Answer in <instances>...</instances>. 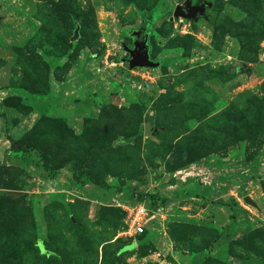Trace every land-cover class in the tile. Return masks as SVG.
I'll use <instances>...</instances> for the list:
<instances>
[{
    "label": "rangeland",
    "instance_id": "obj_1",
    "mask_svg": "<svg viewBox=\"0 0 264 264\" xmlns=\"http://www.w3.org/2000/svg\"><path fill=\"white\" fill-rule=\"evenodd\" d=\"M1 261L264 264V0H0Z\"/></svg>",
    "mask_w": 264,
    "mask_h": 264
},
{
    "label": "water",
    "instance_id": "obj_2",
    "mask_svg": "<svg viewBox=\"0 0 264 264\" xmlns=\"http://www.w3.org/2000/svg\"><path fill=\"white\" fill-rule=\"evenodd\" d=\"M203 9V6H192L188 2H186L185 6L182 7L180 5H175L173 9V14L178 16L182 15L185 17H195L196 12L198 11V15H201V11ZM139 32L137 31L135 33L136 40L133 42V48L127 49L128 52V58H127V68H132L135 66H154L155 63L149 59L148 53H147V47L145 43V38H141L139 40ZM244 199L247 202L252 201L249 199L248 196H245Z\"/></svg>",
    "mask_w": 264,
    "mask_h": 264
},
{
    "label": "built area",
    "instance_id": "obj_3",
    "mask_svg": "<svg viewBox=\"0 0 264 264\" xmlns=\"http://www.w3.org/2000/svg\"><path fill=\"white\" fill-rule=\"evenodd\" d=\"M140 202V201H139ZM126 212V224H127V234L129 236H135L143 233L146 230V221L149 217V213L152 210L143 204L138 202L130 203L127 202L125 206Z\"/></svg>",
    "mask_w": 264,
    "mask_h": 264
},
{
    "label": "trees",
    "instance_id": "obj_4",
    "mask_svg": "<svg viewBox=\"0 0 264 264\" xmlns=\"http://www.w3.org/2000/svg\"><path fill=\"white\" fill-rule=\"evenodd\" d=\"M147 21H148V19L146 18V17H143V19H142V22H141V25L143 26H145L146 27V25H147ZM141 26V27H142ZM32 150H34V149H32ZM41 160H42V162H43V164H44V167H45V169H47L48 171H50L51 169H59V168H61V167H63V165L65 164V163H68V162H72V167H73V173H72V177H73V179L76 181V182H79V183H81V184H84V180H82L81 178H80V176L77 174V172H76V169H77V166H76V162H75V160H72V159H67V160H61V161H58V162H55V163H53V164H51V165H49V166H47L46 164H45V161H44V159L41 157ZM138 194V196L140 197L141 196V193H137ZM151 196V198L152 197H154V195H150ZM139 200V199H138ZM150 207H155L154 205H153V200L152 199H150ZM146 232V231H145ZM145 232L144 233H141V235H143V234H145ZM139 236H140V234H139ZM1 264H5V262H3V261H1Z\"/></svg>",
    "mask_w": 264,
    "mask_h": 264
},
{
    "label": "flooded vegetation",
    "instance_id": "obj_5",
    "mask_svg": "<svg viewBox=\"0 0 264 264\" xmlns=\"http://www.w3.org/2000/svg\"><path fill=\"white\" fill-rule=\"evenodd\" d=\"M197 13V12H196ZM142 30H140V32H139V36H138V39L137 40H139V39H141V38H143L144 36H145V32L143 31V29L144 28H142V27H140ZM136 40V38H134L133 39V42Z\"/></svg>",
    "mask_w": 264,
    "mask_h": 264
},
{
    "label": "bare ground",
    "instance_id": "obj_6",
    "mask_svg": "<svg viewBox=\"0 0 264 264\" xmlns=\"http://www.w3.org/2000/svg\"><path fill=\"white\" fill-rule=\"evenodd\" d=\"M182 177V176H181Z\"/></svg>",
    "mask_w": 264,
    "mask_h": 264
}]
</instances>
